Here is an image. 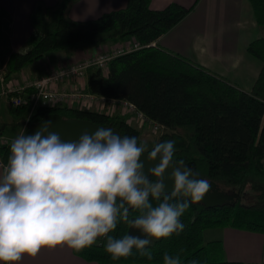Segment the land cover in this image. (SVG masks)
Listing matches in <instances>:
<instances>
[{
	"label": "trees",
	"instance_id": "16d2710c",
	"mask_svg": "<svg viewBox=\"0 0 264 264\" xmlns=\"http://www.w3.org/2000/svg\"><path fill=\"white\" fill-rule=\"evenodd\" d=\"M76 1L55 0L46 5L35 0L32 3L28 13L31 32L25 40L26 48L8 54L4 77L48 52L78 44L127 38L144 45L154 42L153 46L112 58L105 74L99 69L91 70L86 79L87 91L132 103L144 116L167 128L145 151H151L158 143L175 141L174 160H183L200 177L213 181L219 190L236 196L231 202L214 207L190 203L181 217L185 227L179 235L151 241L148 247L153 254L152 260L141 256L136 249L127 258L113 260L105 250L104 238L80 252L71 249L72 253L96 264H163L165 253L179 255L181 264H191L193 260L199 264H243L226 260L221 241L205 239L204 232L230 227L264 234V0H247L258 35L247 43L245 50L260 63L248 91L155 44V40L184 17L193 5L185 7L168 2L154 9L149 6V0H125L120 8L77 20L68 14ZM3 18L4 10L0 8V41ZM6 108L13 118L19 119L27 105L7 103ZM48 113L110 126L121 136L136 137L138 146L145 147L139 137L140 130L118 114L40 105L29 123ZM9 155L10 145H1L3 164L7 165ZM247 194L252 196L251 201H246ZM149 199L154 206L158 203ZM138 214L130 212V218ZM125 234L145 238L140 230L123 221L118 222L109 235L122 238ZM260 264H264V260Z\"/></svg>",
	"mask_w": 264,
	"mask_h": 264
},
{
	"label": "clouds",
	"instance_id": "9594fccd",
	"mask_svg": "<svg viewBox=\"0 0 264 264\" xmlns=\"http://www.w3.org/2000/svg\"><path fill=\"white\" fill-rule=\"evenodd\" d=\"M51 128L52 122L45 121L35 134L18 135L0 170V264H19L45 248L80 252L101 238L113 260L133 255V249L152 260L151 241L179 235L190 203L202 202L211 191L207 179L174 160L175 141L147 152L152 166L146 173L145 147L136 137L95 127L85 128L75 141H62ZM130 212L139 214L130 218ZM120 221L145 238L109 235ZM163 264H181V257L165 253Z\"/></svg>",
	"mask_w": 264,
	"mask_h": 264
},
{
	"label": "crops",
	"instance_id": "0c3cea01",
	"mask_svg": "<svg viewBox=\"0 0 264 264\" xmlns=\"http://www.w3.org/2000/svg\"><path fill=\"white\" fill-rule=\"evenodd\" d=\"M35 0H0L4 10L0 41V62L5 64L12 51L25 50V40L31 28L28 13ZM46 5L55 0H40ZM168 2H175L192 9L176 24L160 35L155 44L162 49L184 57L215 73L229 83L248 91L255 79L260 63L245 50L247 43L258 35L247 0H149V6L157 9ZM125 0H78L69 8L68 14L77 20L94 18L101 13L124 6ZM118 41L97 44H78L44 54L41 58L22 67L6 81L21 84L25 80L45 74L49 69L66 65L94 54L99 49H108ZM91 69L79 80L61 81L55 84L58 90H80L87 93L86 79ZM0 100L5 103L3 98ZM59 106L118 114L125 121L131 113H121L118 107L84 108L79 99L61 101ZM7 109V108H6ZM128 115V119L125 117ZM136 127L134 122L129 123ZM137 128V127H136ZM140 130V129H139ZM0 170L2 168L0 167ZM207 240L221 241L223 256L229 261L243 264H260L264 260V234L230 227L212 229ZM211 232V231H210ZM19 264H96L74 255L68 247L42 249L35 257L25 256Z\"/></svg>",
	"mask_w": 264,
	"mask_h": 264
},
{
	"label": "built area",
	"instance_id": "2783aa9c",
	"mask_svg": "<svg viewBox=\"0 0 264 264\" xmlns=\"http://www.w3.org/2000/svg\"><path fill=\"white\" fill-rule=\"evenodd\" d=\"M154 42L141 44L134 38H127L118 41L115 46L108 49H99L94 54L88 55L80 60H75L66 65L58 66L49 69L45 74L29 78L21 84H12L4 78V66L0 62V98H3L5 103L13 106L26 104L28 109L27 114L22 120L21 128L24 130L29 124V119L35 109L40 105L59 106L61 101L79 99L81 106L89 108L97 106L98 108H113L118 107L121 113H131L130 119L126 122L136 125L137 128L149 126V129L155 134H161L167 130L163 125L144 116L136 110L134 105L125 99H117L105 97L102 95L93 94L90 92L82 93L80 90L65 91L58 90L55 84L61 81L79 80L84 77L88 69H99L103 74L106 73L108 62L119 55L128 53L144 46H153ZM8 144L7 140L0 135V146ZM6 165L0 160V167L3 169Z\"/></svg>",
	"mask_w": 264,
	"mask_h": 264
},
{
	"label": "water",
	"instance_id": "95a60500",
	"mask_svg": "<svg viewBox=\"0 0 264 264\" xmlns=\"http://www.w3.org/2000/svg\"><path fill=\"white\" fill-rule=\"evenodd\" d=\"M45 121L52 122V128L50 130L60 133L62 141L77 140L81 132L85 128H87L91 132L95 130V127H103L95 123H92L91 121L81 120L76 118H64L56 113H48L40 117L37 121L29 123L26 129L29 132V134H35L41 128V126ZM106 127H110V126H106ZM113 130L116 131L115 129ZM146 157H147V151H145V154H143L141 157V159L145 162V172L147 173L148 168L152 166V162L147 161ZM168 175L169 173L165 174L166 183L168 185L166 188V192L170 193L172 190V185H171L172 182L167 181ZM197 178L203 179L200 176H198ZM208 181L212 184L211 191L208 194H206L204 200L200 202L205 207H214V206H220L225 203H229L236 196L234 193L229 194L223 192L222 190H219L218 186L213 181L211 180Z\"/></svg>",
	"mask_w": 264,
	"mask_h": 264
},
{
	"label": "rangeland",
	"instance_id": "374dc122",
	"mask_svg": "<svg viewBox=\"0 0 264 264\" xmlns=\"http://www.w3.org/2000/svg\"><path fill=\"white\" fill-rule=\"evenodd\" d=\"M29 108H26V111L21 115L19 119L13 118L6 109L5 104L0 100V135L5 138L9 145L11 142L20 134H29L27 129L22 130L19 122L27 114ZM128 119V115H125ZM140 129V138L145 142V148L151 146L158 134L153 133L149 126L146 124V127L137 128ZM167 131V130H166ZM165 131V132H166ZM246 201H251L252 196L250 194L246 195ZM211 231V232H210ZM213 234V230H207L204 232V238H210Z\"/></svg>",
	"mask_w": 264,
	"mask_h": 264
}]
</instances>
